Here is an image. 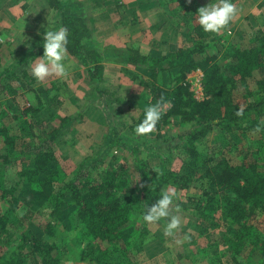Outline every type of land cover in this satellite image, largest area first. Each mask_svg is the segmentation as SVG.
Returning <instances> with one entry per match:
<instances>
[{"label":"rangeland","instance_id":"obj_1","mask_svg":"<svg viewBox=\"0 0 264 264\" xmlns=\"http://www.w3.org/2000/svg\"><path fill=\"white\" fill-rule=\"evenodd\" d=\"M250 1L254 2L232 0L237 9L238 4L242 6L245 3L242 6L244 11ZM183 2L186 3L183 11L188 25L199 26L195 23L197 10L207 6L211 0H175L173 6L179 8ZM248 21V15L238 10L237 16L226 29L218 34L207 33L205 40L213 43V53L219 52L218 64L222 70L231 63L233 50L246 48L259 33L255 27L257 20ZM10 70L0 66V75L5 77ZM18 73V82H15V78H0V81L4 80L0 82V90L3 88L0 91V124L8 127L9 135L14 139L12 148L0 142V183H18V173L31 162V149L37 146L42 145L46 151H51L54 161L39 175L38 188L27 186L19 191L15 223H11H14L11 228L13 235L1 238V251L13 248L20 235L19 231L23 230L36 238L55 243L63 263H86L87 247L80 244L82 227L75 219V205L71 204L69 197L65 198V204L59 210L53 208V203L61 187L82 173L88 165L87 171H90L89 178L92 180H99L102 173L111 169L124 171L130 182L128 197H131L133 204L131 220L124 231L126 239L123 237V243L114 249L117 251H114L112 261L122 260L126 263L127 259L130 264H264V256L257 255L259 248L254 247V243L247 242L238 249L231 245V232L236 228L223 216L220 199L203 195L202 189L205 187L200 180L202 171H196L190 187L184 190L171 185L157 187L150 180L153 172H157L158 177L165 176L167 171L179 174L186 172L189 159L185 154V137L195 125L183 124L177 117L166 119L164 124L160 119L153 132L139 137L135 135L134 127L143 119V112L127 114L120 122V119H116L120 112L112 109L101 114L93 109L82 110L79 105L76 110L73 107L78 100L75 94H70L69 88L57 87L54 83L56 81L38 82L32 75V79L22 76L19 70ZM177 74L174 70L167 71L153 86L150 78L145 88H170ZM200 74L198 70L187 74L181 84L188 88L195 99L202 101L205 95ZM261 76V72H256L250 79L249 88L254 96L242 99L241 103L244 100L259 101L256 81ZM89 97L91 95L84 96L85 99ZM69 98L74 100L72 106L65 102ZM238 100L239 95L236 96V102ZM27 107L31 111L23 112ZM168 107L164 104L161 108L163 114H166ZM249 116L251 123L242 126L247 129L245 132L232 131L221 135L210 133L197 142V150L202 153L213 151L231 165H238L244 152L256 147L259 141L264 149V110L255 120V127L252 126L255 114ZM143 187L157 192L158 198L161 189L175 190L176 198L170 206V215L179 216L181 226L174 236L164 234V220L158 224L142 222L144 205H154L158 199L154 202L151 198L144 199ZM211 197L212 201H209ZM191 201H197L198 204H192L194 202ZM197 207L202 208V214ZM6 210L7 204L0 202V211ZM17 220L20 221L19 225H16ZM48 224L54 227V235L50 239L46 236ZM250 224H253L255 232L264 241V211ZM127 243L129 249H126ZM101 248L108 249L104 244H101ZM123 250L127 252L126 258ZM19 264H39V261L27 248L23 250Z\"/></svg>","mask_w":264,"mask_h":264},{"label":"trees","instance_id":"obj_2","mask_svg":"<svg viewBox=\"0 0 264 264\" xmlns=\"http://www.w3.org/2000/svg\"><path fill=\"white\" fill-rule=\"evenodd\" d=\"M77 20L65 18L64 24L69 25L72 33L77 36ZM187 36L191 46L187 49H172L165 57L157 59H140L137 63L140 67L150 72L152 86L157 79L163 78L167 71H177L172 79L170 88L153 87L150 105H169L166 114L161 116L163 124L170 117H177L183 124L195 125L185 137V154L189 159L184 174L167 171L165 176H159L157 172L151 174V182L158 186L171 185L177 189H188L193 182L192 177L196 171H202L200 180L205 187L203 195H211L219 198L222 203L223 216L231 221L236 228L232 230L234 249L240 248L245 243H254L259 248L257 255L264 256V241L257 235L251 221L264 211V149L259 141L256 147L247 149L242 155L238 165H231L223 157L215 152L202 153L197 150V142L204 139L210 133L222 134L232 131L245 132L242 126L251 123L249 115L255 114L252 126L257 125V120L264 110V33L259 32L253 41L244 49H234L229 66L222 70L218 64V53H213V43L208 42L201 27L190 29ZM21 62L12 64L5 77L18 78V70ZM101 68H95V73L100 74ZM202 73V89L205 99H195L181 82L191 72ZM21 72V70H19ZM262 73L256 81L258 102L246 101L254 96L249 88L250 79L255 73ZM17 73V74H15ZM92 74V77L95 76ZM0 75V78L7 79ZM0 82L3 83L4 80ZM32 79V78H31ZM92 80H98L97 76ZM0 83V84H1ZM3 90V88H2ZM0 90V91H2ZM239 100L236 102V96ZM52 98V97H51ZM27 107L23 112H29ZM162 111V110H161ZM240 113V114H238ZM168 121V120H167ZM157 128V127H156ZM0 142L12 148L14 139L9 135L8 127L0 124ZM9 152L11 150H8ZM33 158L18 173V183H0V202L7 204L6 211H0V240L13 235L11 228L15 222V211L18 204L17 195L22 187H39L38 177L54 161L51 151H46L43 146L31 149ZM88 166V165H87ZM84 167L82 173H78L73 180L66 182L54 199L53 208L59 210L64 206L65 198L69 197L72 205H75V219L81 225L80 244L87 247V256L91 264H130L122 260L114 262L111 257L117 245L123 243L124 231L130 223L133 204L130 191V182L124 171L106 170L99 180L89 178L90 171ZM142 168V166H141ZM138 171V166H137ZM142 175L144 171L141 170ZM144 199L151 198L155 201L157 192L143 187ZM212 197L209 201H212ZM194 201H191V203ZM197 204L198 202L195 201ZM192 203V204H195ZM202 214V208L197 207ZM57 216L60 217V214ZM14 222L13 224H11ZM17 224L19 222L17 220ZM21 226V224H20ZM20 235L13 244V248L0 250V264H19L23 250L29 252L38 259L39 264H65L61 260L58 247L55 243L36 238L28 231H19ZM54 235V227L47 225L46 236L50 239ZM124 237V238H123ZM143 237L140 236L139 240ZM141 241V240H140ZM104 244L108 249L101 248ZM129 249V244H125ZM239 250H237L238 253ZM126 258V250H123ZM70 262L66 264H86Z\"/></svg>","mask_w":264,"mask_h":264},{"label":"crops","instance_id":"obj_3","mask_svg":"<svg viewBox=\"0 0 264 264\" xmlns=\"http://www.w3.org/2000/svg\"><path fill=\"white\" fill-rule=\"evenodd\" d=\"M174 1L0 0V66L9 68L21 62L22 76L31 78V66L43 54L47 23L62 26L68 31L67 74L43 82L56 81L57 87L69 88L78 100L74 109L80 105L82 110L101 114L112 109L120 112L116 119L121 122L127 114L142 113L152 100L153 87L145 88L150 72L137 64L139 58L157 59L172 49L191 46L187 34L192 27L183 11L186 3L176 8ZM238 5L239 12L250 21L256 19V29L264 33V17H260L264 0L250 1L245 11ZM65 18L77 20L78 37L72 33L74 25L71 29L64 24ZM98 67L99 75L94 72ZM94 73L99 81L92 80ZM85 95L91 97L85 99ZM65 102L72 106L74 100Z\"/></svg>","mask_w":264,"mask_h":264},{"label":"clouds","instance_id":"obj_4","mask_svg":"<svg viewBox=\"0 0 264 264\" xmlns=\"http://www.w3.org/2000/svg\"><path fill=\"white\" fill-rule=\"evenodd\" d=\"M237 14L238 9L232 0H215V2L211 0L207 6L200 7L197 10L195 23L205 33L218 34L229 26ZM67 43V29L62 26L58 28L49 27L47 23L42 36L43 54L40 57H36V62L30 69L31 75L36 81L43 82L51 76H66ZM161 116L160 104L147 106L143 111V119L134 127L135 135L143 137L153 132ZM175 198V190L161 189L159 198L154 205H144L142 222L158 224L161 220H164V234L169 237L174 236L176 230L181 226V218L176 215H170V206ZM177 243H181V241H177Z\"/></svg>","mask_w":264,"mask_h":264},{"label":"built area","instance_id":"obj_5","mask_svg":"<svg viewBox=\"0 0 264 264\" xmlns=\"http://www.w3.org/2000/svg\"><path fill=\"white\" fill-rule=\"evenodd\" d=\"M200 76H202V75L200 74Z\"/></svg>","mask_w":264,"mask_h":264}]
</instances>
